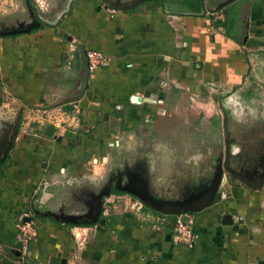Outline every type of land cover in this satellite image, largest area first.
I'll list each match as a JSON object with an SVG mask.
<instances>
[{
  "label": "crops",
  "instance_id": "1",
  "mask_svg": "<svg viewBox=\"0 0 264 264\" xmlns=\"http://www.w3.org/2000/svg\"><path fill=\"white\" fill-rule=\"evenodd\" d=\"M58 1L45 0L48 6ZM162 1L112 12L102 0H74L54 26L40 22L46 25L36 31L0 36V111L16 110L19 123L0 169V264H20L16 224L39 185L47 190L36 205L50 216L41 207L53 200L49 186L96 181L111 150L134 129L162 122L167 110L179 116L173 108L182 102L202 105L223 119L224 136V102H233L230 118L240 121L241 107L264 96V85L248 81L264 57V0L233 1V18L226 10L180 14L178 0ZM221 1L205 0V6L213 10ZM35 15L53 16L37 9ZM87 50L102 52L110 64L89 75L82 89L75 53L82 66ZM231 137L249 141L253 135L238 130ZM144 191L156 201H178ZM137 200L110 192L103 199V227H72L34 212L37 238L28 247L29 264H264V185L254 190L227 177L214 203L185 214L197 235L191 247L176 238L173 226L181 215L144 205L137 211Z\"/></svg>",
  "mask_w": 264,
  "mask_h": 264
},
{
  "label": "rangeland",
  "instance_id": "2",
  "mask_svg": "<svg viewBox=\"0 0 264 264\" xmlns=\"http://www.w3.org/2000/svg\"><path fill=\"white\" fill-rule=\"evenodd\" d=\"M62 2L59 0L45 9H40L36 2L35 6L41 14L50 17ZM179 2L174 3L175 9L185 8ZM7 3L4 6L0 4V30L30 22L25 0ZM257 61L261 69L256 70L248 81L250 84L264 85V57ZM227 96L226 93L222 95L223 98ZM231 97L239 98L240 95ZM257 101L241 107L240 121L237 116L233 120L230 118H233L230 113L233 102L229 101L227 107L224 102V109L229 113L228 117L225 114L223 117L229 118L222 128L224 136L220 135L223 120L220 116L216 118L219 119L217 121L215 112L207 114L202 105L189 106L182 102V105L173 108L179 116L173 114L170 117L167 110L162 122L134 129L131 138L125 139L119 146L122 148L115 146L96 181L82 180L79 183L49 186L48 192L53 200L41 207L45 213L83 217L95 205L98 195L105 193L108 187H131L140 192L145 189L148 194L151 192L160 198L170 197L178 201L196 199L209 191L218 171L223 169L226 134L229 147L232 148L231 167L246 163L247 169L237 171L250 177L258 176L264 172V96ZM16 123V110L0 111V148L9 141ZM238 130L250 133L253 138L248 141L231 137L233 133L237 135ZM46 190L43 184L39 185L32 201L40 205L39 200Z\"/></svg>",
  "mask_w": 264,
  "mask_h": 264
},
{
  "label": "water",
  "instance_id": "3",
  "mask_svg": "<svg viewBox=\"0 0 264 264\" xmlns=\"http://www.w3.org/2000/svg\"><path fill=\"white\" fill-rule=\"evenodd\" d=\"M74 0H65V3L63 4L62 8L57 11L51 18H43L42 16H36L31 9V6L29 3H27L28 12L31 17L32 22L28 25H19L17 28L12 29H3L0 31V36H14L17 34H24L29 33L33 29L38 28L40 26V22H44L49 25H56L59 20L66 14L70 12L71 4ZM106 7H108L111 10H121L126 11L130 10L140 3L146 1V0H135L129 3H124L121 1H111V0H102ZM235 0H223L220 3H218L213 10H219L226 4L232 3ZM83 72L81 75L82 79V89L85 88L87 84V79L89 76L88 71V60L86 57V51H83V62H82ZM17 124L15 125L14 131L9 138V141L7 144L0 148V165L5 162V160L9 157V152L11 151L14 140L18 131ZM230 147L227 141V134H226V149H225V158L223 163V169L219 170L211 188L206 194L200 195V197L196 199H187L183 201H156L149 197L145 191H138L131 187H116L118 190L124 191L125 193L132 194L136 198H138L143 204L149 206L151 209L159 211L164 214H172V215H181L180 221L185 223L187 221L186 213L187 212H199L203 210L204 208L210 206L214 200L215 196H217L220 183L223 180L224 174H228L230 177L234 178L235 180L239 181L240 183L244 184L245 186L254 189L259 190L264 185V172L255 178H251L246 176L245 174L241 173L240 171L235 170L230 165ZM111 191V187H108L105 193H100L98 197L95 200V205L90 208V211L87 215L83 217H75V216H59L52 213H49L50 216H52L55 220L61 221L66 224H78L80 222H89V223H96L98 222L99 215L102 211V199L109 194ZM44 215H47L46 213ZM229 218V216L227 217ZM24 221H29L28 218H26ZM100 226H104V222H99Z\"/></svg>",
  "mask_w": 264,
  "mask_h": 264
},
{
  "label": "built area",
  "instance_id": "4",
  "mask_svg": "<svg viewBox=\"0 0 264 264\" xmlns=\"http://www.w3.org/2000/svg\"><path fill=\"white\" fill-rule=\"evenodd\" d=\"M36 4L40 9H45L48 7V3L45 2V0H35ZM114 12L115 10H111ZM222 11H220V14ZM213 15H218L217 12L212 13ZM86 57L88 60V71L89 75L94 74L96 71H98L101 68L107 67L110 64V59L103 54L100 51L96 50H87L86 51ZM227 177H230L228 174H224L223 180L220 183L219 191L221 192L222 188L226 185ZM143 207V203L139 200L133 202L132 209L135 210H141ZM26 218L29 219V221H24ZM35 218H34V212L32 209H27V211L23 212L16 224L17 229V241L20 245L19 249V257L18 261L20 264H29V256L30 253L28 251L29 244L33 242L37 238V230L35 229ZM191 223L192 220L189 216H187V221L185 223L180 221V218L178 217L173 228L176 233V238L181 243L192 246L194 241L197 239V235L191 230ZM74 239L76 241V247L82 248L83 244L79 241V238L74 235Z\"/></svg>",
  "mask_w": 264,
  "mask_h": 264
},
{
  "label": "trees",
  "instance_id": "5",
  "mask_svg": "<svg viewBox=\"0 0 264 264\" xmlns=\"http://www.w3.org/2000/svg\"><path fill=\"white\" fill-rule=\"evenodd\" d=\"M29 1V4L31 6V9L35 12L36 14V8L34 7L35 6V3L33 2V0H28ZM162 1V0H161ZM180 1L179 3L181 4V2L185 5V8L183 9H177L178 12H180V14H184L185 12L187 14H189L190 16H194V17H202L204 16L207 12L209 13H214V12H220V11H223V10H226V14L228 15V18H230V16L233 18L234 15L232 14L233 10L230 8L228 9L229 4H226L225 6H223L221 9L219 10H208L207 7L205 6V0H178ZM164 2V1H162ZM173 3H175V1L173 0L172 1ZM135 9V8H133ZM46 24L44 23H41V26L39 28H41L42 26H45ZM38 28V29H39ZM38 29H34L33 31H36ZM32 31V32H33ZM80 51V50H78ZM78 51L75 53V56L77 57V62H78V69L79 71L82 70V66H81V58L79 56L80 53H78ZM227 113V112H226ZM19 127V123L17 124V128ZM6 161V160H5ZM4 163V162H3ZM2 163V164H3ZM2 164L0 165V169H1V166ZM111 191L112 192H115L117 194H125L124 191H121V190H118L116 187H111ZM135 197V196H133ZM104 199V198H103ZM103 199H102V205H103ZM215 199H216V196H215ZM215 201V200H214ZM214 203V202H213ZM144 207L148 208V209H151L149 206L143 204ZM30 207L32 209L33 212L36 213V217H39L41 219H44V220H51L53 222H56V220L52 217V216H43L42 212L40 210H38V206L36 205V203H34V201H31L30 202ZM153 212H156V213H161L159 211H156V210H153L151 209ZM192 212H187L186 214H190ZM100 221H106V219L103 217V214H102V211L99 215V219H98V222L96 223H89V222H80L78 224H66L68 226H72V227H88V226H95V225H98Z\"/></svg>",
  "mask_w": 264,
  "mask_h": 264
},
{
  "label": "flooded vegetation",
  "instance_id": "6",
  "mask_svg": "<svg viewBox=\"0 0 264 264\" xmlns=\"http://www.w3.org/2000/svg\"><path fill=\"white\" fill-rule=\"evenodd\" d=\"M135 189V188H134ZM135 190H137V189H135Z\"/></svg>",
  "mask_w": 264,
  "mask_h": 264
}]
</instances>
